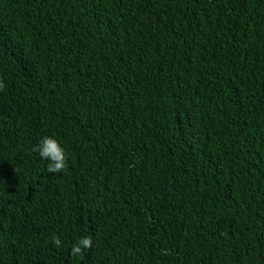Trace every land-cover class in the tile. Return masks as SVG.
<instances>
[{
    "label": "trees",
    "instance_id": "16d2710c",
    "mask_svg": "<svg viewBox=\"0 0 264 264\" xmlns=\"http://www.w3.org/2000/svg\"><path fill=\"white\" fill-rule=\"evenodd\" d=\"M0 83V264H264V0H0Z\"/></svg>",
    "mask_w": 264,
    "mask_h": 264
},
{
    "label": "clouds",
    "instance_id": "9594fccd",
    "mask_svg": "<svg viewBox=\"0 0 264 264\" xmlns=\"http://www.w3.org/2000/svg\"><path fill=\"white\" fill-rule=\"evenodd\" d=\"M4 85L0 83V88ZM33 152L38 153L39 157L47 161V171L49 173L59 174L66 172L67 170V156L65 149L60 145V143L53 137L45 136L43 137L39 144L32 149ZM52 241L57 248L62 246L60 238L53 235ZM92 248V238L90 236H85L80 238L76 244L71 248V256L81 257L85 249Z\"/></svg>",
    "mask_w": 264,
    "mask_h": 264
}]
</instances>
